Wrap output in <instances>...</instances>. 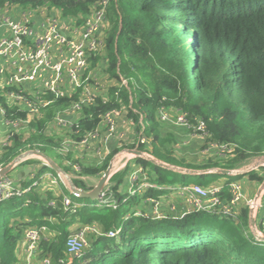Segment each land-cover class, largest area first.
I'll list each match as a JSON object with an SVG mask.
<instances>
[{"label": "trees", "instance_id": "16d2710c", "mask_svg": "<svg viewBox=\"0 0 264 264\" xmlns=\"http://www.w3.org/2000/svg\"><path fill=\"white\" fill-rule=\"evenodd\" d=\"M4 4L21 9L45 7L78 23L91 10L104 5V46L91 58V66H102L101 72L111 85L105 87L106 97L98 96L77 115L75 124L80 133L96 129L105 112L123 108L136 135L150 138L152 158L169 166L230 170L264 156V0H0V6ZM187 32L193 37L191 44ZM121 79L126 85H120ZM75 98L53 99L43 108V116L26 124L21 122L26 135L10 129L7 135L12 142L5 144L0 164L7 165L25 149L46 154L57 145L51 135L53 117ZM0 104L4 119L26 118L25 110L7 104L1 89ZM160 107L172 117L173 111L193 123L202 121L204 141L224 148L215 159H205L201 164H193L184 156L175 157L172 145L187 132L161 122ZM0 123L4 129L9 128L4 120ZM192 144L200 145L197 141ZM127 148L142 151L143 145L135 140ZM228 149L234 151L225 155ZM115 152L100 164L84 159L77 165L62 161L63 166L53 161L77 188L88 191L95 185L89 178L99 177ZM19 163L32 164L28 159ZM133 165L149 168L151 183L162 186H172L178 180L184 185L189 178H197L196 184L207 186L209 177L223 175L181 173L155 164L146 156H135L109 178L110 205L92 208L83 203L88 199L75 197L67 185H61L63 193L58 196L52 190L31 187L0 202V264H17L20 240L30 228L42 226L49 237L40 240L38 255H47L53 262L61 259V264H264V242L251 234L247 207L240 210L237 221L204 210L158 220L135 216L134 212L127 214L124 207H130L134 198L118 189ZM40 168L56 173L50 166ZM227 184L222 195L226 199ZM158 193L151 194L156 198ZM63 195L83 205L65 208ZM73 224L78 228L97 225L101 230V235H92L78 257L65 251ZM118 228L117 236L104 235ZM257 228L264 233L261 221Z\"/></svg>", "mask_w": 264, "mask_h": 264}, {"label": "built area", "instance_id": "2783aa9c", "mask_svg": "<svg viewBox=\"0 0 264 264\" xmlns=\"http://www.w3.org/2000/svg\"><path fill=\"white\" fill-rule=\"evenodd\" d=\"M59 17L57 14L50 13L45 7L21 9L8 4L0 6V89L9 106H15L26 111V118L23 120H7L3 117L5 111L0 104L1 120H4L5 125L9 127L7 130L3 129L5 138L8 139L7 132L10 129L18 132L19 128H22L21 122L26 124L32 121L34 117L43 116V108L51 104L53 99L76 95L68 108L62 111L58 110L53 117L54 127L63 129L69 134H78L76 139L69 137L62 140L61 148H57V145L52 146L51 149L62 155L61 158H64L63 156L69 152L78 150L82 155H88L97 164H100L113 150H116L110 161L109 173L111 175L109 178L124 167L114 164L119 155L127 156L125 164L136 156L129 151L133 148H127L128 145H133L135 140H138V144L143 145L142 156L152 158L149 154L151 150L148 151L151 146L150 138L137 136L135 129L134 137L129 139L130 141L128 136L123 137L118 133L119 118L124 116L128 120L123 108L107 111L100 115L102 120L94 130L83 133L77 130L78 126L75 121L82 108L92 105L98 96L106 97L104 95L105 87L111 85L110 80L101 72L102 66L90 65L91 58L102 52L104 46V5L91 10L90 14L83 18L80 23L76 19ZM120 85H126V81L121 79ZM8 88L11 90H6ZM168 112L160 107L158 110L159 120L170 123L172 115H169ZM175 115V122L181 126H186L185 128L189 130L191 136L195 130L206 135L202 121L193 123L184 114ZM128 121L132 124L130 120ZM73 127L76 129L74 130ZM23 130H25L23 135H26L27 129L23 128ZM202 133L201 136H203ZM109 142L115 144L113 149L109 148ZM64 162L65 164L71 163L66 158H64ZM36 165L40 167L50 166L47 161L32 166ZM2 167L4 165L0 164V169ZM251 170L253 169H249L245 173L248 174ZM31 171H33L31 175L33 179L34 168ZM237 175L240 174L234 176ZM146 176L147 174L141 166L130 172L128 182L130 183L131 194L137 195L139 192L150 188L158 191L170 190L171 196L176 197L178 201H184L186 204L181 210L180 216L194 210H204L237 221L242 209V199L244 206L248 208V212L252 216L259 207L255 199L243 198L239 191V184L234 181L227 184L229 198L223 199V186L225 185L222 183H212L207 186L198 184L180 187L162 186L146 181ZM43 178L46 181L40 182L34 179L30 186L22 187L17 185L16 181L0 176V202L12 196H19L31 187H39L42 184L56 188L60 184L68 186L67 182L61 181L62 178L58 173L54 174L49 171L42 174L40 179ZM165 199L166 196L160 194L156 198L149 196L146 201L150 203L151 207L159 208L163 206ZM111 200L112 193L109 191L108 179L100 197L96 199V206H109ZM62 203L65 208L83 205L76 203L67 195H63ZM50 204H54V201H51ZM168 208L171 211L175 210V204L172 203ZM251 219L253 217H250L249 221ZM90 230L96 232L95 235L97 236L101 235V233H97L94 225H84L66 238L65 251L67 255L77 257L82 255L83 250L88 246L87 235ZM119 232L120 228L115 231H108L104 235L114 237ZM45 233L48 235V230L44 226L30 228L26 232L24 236L25 250L28 252L27 259H30L29 262L32 263V258L29 257L35 251L39 240L44 239ZM61 263V259L53 262L50 257L39 260V264Z\"/></svg>", "mask_w": 264, "mask_h": 264}, {"label": "rangeland", "instance_id": "374dc122", "mask_svg": "<svg viewBox=\"0 0 264 264\" xmlns=\"http://www.w3.org/2000/svg\"><path fill=\"white\" fill-rule=\"evenodd\" d=\"M186 39H187V42H189V44H191L192 41H193V37L190 35L189 32H187V38ZM168 114L170 115L169 112H168ZM175 117H176V115L174 117H172V118L170 117V123H168V124H172V126H174L176 128H179V129H181V128L186 129L185 128L186 126H181V125H179V124H177L175 122V119H176ZM0 122H1V117H0ZM161 122H164V121H161ZM51 126H52V128L54 127L53 124ZM3 129L4 128L1 126V123H0V155L5 151V148H6L5 144L10 145L11 142H12V139H6L5 138V136H4L5 133H4ZM5 129L7 130V128H5ZM24 131L25 130H23L20 127L18 133H22L23 134V133H25ZM60 131H61V133H60L59 136L52 135L53 136V140L57 144V148H61L62 147L63 142H61V141L64 140L65 138L72 137L73 139H76L78 137V134H74V133H70V134L66 133L65 134V133H63V130L60 129ZM204 131H205V127H204ZM201 133H202L201 131L195 130L194 134L192 135L193 139H190L189 137H186L187 134L183 135L182 137H179L178 142L172 145V147H173V155H175V157H177V158H181V157L184 156L187 161L192 162L193 164H197L198 162H199L198 164H201L200 162L205 160V159H210V158L215 159V155L217 154V152L222 150L223 145H221V146H219V145L213 146V145L207 143L206 141H204L205 140L204 139L205 138V133H202L203 136L200 135ZM196 141L200 145L197 146V144H196V145L192 146L193 145L192 143H194ZM190 144H192V145H190ZM188 145H190V146L188 147ZM183 146H187V147L185 149L184 148L182 149ZM148 149H149L148 151H150L152 149V145ZM30 151H32V150L25 149L24 150L25 156L22 155V157L20 159L23 160V159L26 158V159L30 160L32 164H34V163L39 164V162L43 163L45 161V159H43L40 155H36L35 153H30ZM233 151H234V149H228L227 153L225 155H230ZM57 154L58 153H57L56 150L51 149V150H47L45 155L48 158H51L52 160L54 159L58 164L63 165L62 161H61V158H60V156H62V155L58 154L59 155V157H58ZM19 155L20 154H18L17 156H19ZM17 156H15L13 159H15ZM134 156H135V154H134ZM63 157L68 159L69 161H71V163H73V165H77L78 164V160L79 159L72 160L71 152H69L66 156H63ZM126 158H127V156H125V155H119L118 158L114 161L115 166H124V164L126 162ZM153 158H154V156H153ZM150 159H152V158H150ZM154 160H156V159L154 158ZM80 161H82V160H80ZM225 161H227V160H223L222 163H225ZM88 163H89V160H88ZM159 163H162L165 166L168 165L167 163H164V162H161V161H159ZM32 164H29V165L32 166ZM22 166H28V164H26V163L16 164L15 168H13L7 174V177L9 179L13 180V181L17 180V171H19V169ZM36 166H38V165H36ZM133 166H136L134 169L139 167V165H133ZM171 167H173V168H171L172 170L173 169H177L180 172L182 170L179 167H175V166H171ZM249 169H253V170L250 171L251 172L250 174H246L245 172H247V170H249ZM105 170L101 173L100 176L103 175ZM144 170H145L146 173L149 172V168H144ZM182 171H185V170L183 169ZM230 171H231V173L227 174V176L226 175H220V176H216V177H209V179H208L209 184H207V185H210L212 183H219V182L221 183L223 178L226 179L227 177H228L229 181H234V182L238 183L239 184L238 185L239 186V191H240L241 195L243 196V198H245V199L246 198L255 199L256 202L259 204V207L256 209L257 212L255 214H253V216L248 212L249 218L253 217V219L255 220V223H254L253 226L249 225L251 234H253L254 237L256 235H264V233L261 232L257 228V223L259 221H261V223L264 225V156L253 159L251 162L247 163L245 166H241V167L239 166L237 168L230 169ZM34 172L37 174L36 180H38L40 182H44V181H46L45 178H43V179H40V178H41L43 173L49 172V170L48 169L35 168ZM236 174H240V175L234 176ZM58 175L61 176V178H62L61 181L63 183L67 182L66 178H65V176L63 174L59 173ZM109 175H111V174L109 173ZM228 175H230V176H228ZM100 176L97 177V178L91 177L92 181L95 182L94 184L97 183V181L99 180ZM231 176H233V177H231ZM258 176L261 177L260 180L257 179ZM146 177H147L146 181H148L149 177L148 176H146ZM220 178L222 179L221 181H220ZM81 179L86 182V179H84V178H81ZM31 183H32L31 180H29V181L26 180L24 182V185L25 186H29V185H31ZM185 183L186 184L182 185V183L178 180L175 183H173L174 185H172V186H175V187L189 186V185H193V184H196V183H199V182H198L197 178H189V179L186 180ZM61 185L62 184H60L58 186V188L55 190L54 196H58V194L63 193ZM126 192L129 193V195L134 198L133 199V203H132V205L130 207H128V206L124 207L127 210V214H130L131 212H134L135 216H139V217L143 216V217H145L147 219L152 218V219H155V220L166 218L169 215H172V216H174V215H178L179 216L180 215V214H175L174 213L175 210L171 211V210H169V208H167V210H165L164 208L162 209L161 207H159V208L151 207L149 211H146L144 208H142V204H143L142 202L144 201V198H145L144 196H141L139 194H137V195L131 194L130 187L127 189ZM160 194L161 195H165V196H169L171 194V191L164 189L163 191H160ZM72 199L74 201H77L75 198H72ZM83 203H88V205H89L88 207L92 208V207L96 206L97 201L88 199L86 201H83ZM241 206H242V208H245L243 199H242ZM175 208H176V205H175ZM74 224L69 227V229L71 230V233L77 232L79 230L78 225H74ZM94 227H95L97 233H101V230L99 229V227L97 225H94ZM95 233L96 232L90 230V233H88V235H87L88 241L92 237L91 235H94ZM48 237L49 236H47L46 233H45L43 238L47 239ZM39 243H40V240H39L38 244ZM38 244L36 245L35 251L29 257V258H32V263L29 262L30 259H27V254H28L27 250H24L22 255H21V257H20V254H19L18 263L17 264H39V260H42L43 258L48 257L47 255L43 256V257H41L40 254L38 255Z\"/></svg>", "mask_w": 264, "mask_h": 264}, {"label": "crops", "instance_id": "0c3cea01", "mask_svg": "<svg viewBox=\"0 0 264 264\" xmlns=\"http://www.w3.org/2000/svg\"><path fill=\"white\" fill-rule=\"evenodd\" d=\"M172 113L174 114H176V112H173L172 111ZM117 126H118V128H117V131H118V133H120L123 137H127L128 136V140L130 139H132L133 137H134V127H133V125L128 121V120H126V118L123 116V117H121L119 120H118V124H117ZM61 130H63V129H61ZM186 130V129H185ZM189 130H186V132H187V136L186 137H189L190 139H193L192 138V136L190 135V133L188 132ZM48 133H49V131H48ZM60 133H61V131H60V129L58 128V127H53L52 128V133H51V135H57V136H59L60 135ZM63 133H64V130H63ZM129 140V141H130ZM128 143V142H127ZM126 143V144H127ZM108 146H109V148L110 149H113L114 148V146H115V144H113V142H109L108 143ZM71 157H72V160H76V159H79V160H84V159H86L85 161H87V159L88 160H91V161H94L95 163H96V161L92 158V157H90V156H88V155H82L78 150H74L73 152H71ZM61 158V157H60ZM61 161H63L64 162V158H61ZM33 165V164H32ZM29 167H31V168H34V171H35V168H40V166H30L29 164H28V166H22L20 169H19V171H17V180H15L16 182H17V185H22V186H25V185H23L24 184V182L26 181V180H30V178H31V175H32V173H33V171H30L28 174H27V172H28V169H29ZM136 166H130V171H129V173H128V175H127V177L125 178V180H124V182L123 183H121L120 185H119V192H121V193H126V191H127V189L130 187V183L128 182V176H129V174H130V172L135 168ZM41 169V168H40ZM188 170H194V169H188ZM181 173H183V172H181ZM147 174V173H146ZM188 174H191V175H195V174H192V173H188ZM224 175V174H223ZM227 175V174H226ZM147 176H148V174H147ZM89 179H91L90 181H92V178L90 177ZM222 179L220 178V181H221ZM24 181V182H23ZM149 182H151L150 180H148ZM21 182V183H20ZM93 182V181H92ZM229 182H231V181H229V179H228V177L225 179V178H223V180L221 181V183L222 184H224V183H229ZM220 183V182H219ZM154 184V183H153ZM36 188H40L41 190H46V189H49V190H52L53 192H54V194H55V190L57 189L56 187H53V186H51V185H41V186H39V187H36ZM151 190H153V191H151V193H154V192H159L158 194H157V196L158 195H160V191H158V190H156V189H153V188H150ZM150 189H146V190H143L142 192H139L138 194L139 195H141V196H144L145 198H144V201L142 202L143 204H142V208H144L146 211H149L150 210V208H151V205H150V203L149 202H147L146 201V199L149 197V196H152V197H154V195H152L151 193H147V192H149V190ZM161 199H164L163 197H160ZM172 203H174L175 205H176V208H175V214H180V212H181V210L185 207V203H184V201H178V199L176 198V197H174V196H171V195H169V196H166V199L164 200V204H163V206L161 207L162 209L164 208L165 210H167V208L172 204ZM92 236V235H91ZM26 249V241H25V239H23V240H20V242H19V244H18V247H17V250H16V252H17V257H19V254H20V257H21V255H22V253H23V251ZM31 263V262H30Z\"/></svg>", "mask_w": 264, "mask_h": 264}, {"label": "water", "instance_id": "95a60500", "mask_svg": "<svg viewBox=\"0 0 264 264\" xmlns=\"http://www.w3.org/2000/svg\"><path fill=\"white\" fill-rule=\"evenodd\" d=\"M129 151H131L133 154H135L136 156H142L141 151L138 150H134V149H130ZM30 153H35L36 155H40L43 159H45V161L48 162V164L50 165L51 169H53L56 173H60L63 174L67 180L68 186L70 188L71 193L78 198L81 199H90V200H96L97 198L100 197L101 192L105 186V184L107 183V180L109 179V169H110V164L108 165L107 169L105 170V172L103 173L102 176H100L99 180L97 181V183L92 187V189L85 191L81 188H77L73 182L71 181L69 175H67L60 167L59 165L53 161L51 158H48L43 152H40L39 150H35L33 149L32 151H30ZM23 156H25V153H21L19 156H17L15 159H13L11 162H9L7 165H5L4 167H2L0 169V176L1 177H7V174L13 169L15 168L16 164H18L20 162V158ZM151 161L155 164H158L162 167L165 168H173L171 166L168 165H163L162 163H159V161L151 159ZM32 170L31 167H29L27 174ZM183 170V169H182ZM184 173H192V174H202V173H208V172H216V173H220V174H229L230 170L229 169H222V168H217L215 170H202V171H196V170H185L182 171ZM255 223L254 219L250 220V225L253 226ZM255 239L260 241V242H264V235H256Z\"/></svg>", "mask_w": 264, "mask_h": 264}]
</instances>
